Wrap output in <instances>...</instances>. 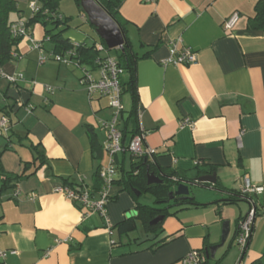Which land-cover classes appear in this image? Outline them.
<instances>
[{
	"label": "crops",
	"instance_id": "0c3cea01",
	"mask_svg": "<svg viewBox=\"0 0 264 264\" xmlns=\"http://www.w3.org/2000/svg\"><path fill=\"white\" fill-rule=\"evenodd\" d=\"M257 1L123 0L120 10L127 19V36L140 58L138 99L134 101L130 90L122 93L129 97L118 128L128 131L126 143L134 132L144 131V147L156 149L150 160L178 172L185 181L216 172L215 184L225 189L241 191L247 180L264 188V30L248 27ZM234 13L240 19L227 30L225 22ZM15 19L25 20L21 14ZM29 29L31 37L20 40L17 57L3 65L0 78V91L13 106L7 137L0 135V189L3 174L21 173L26 162H33L26 165L25 176L0 192V250L8 251L0 264H183L193 250L206 256L201 264L264 262V190L250 195L254 202L225 204L227 195L215 184H191L210 193L195 190L191 195L199 205L173 213L178 220L170 225L166 220L165 228L168 214L161 220L162 230L147 229L144 238L120 234L116 228L138 214L136 200L121 180L138 160L131 152L115 155L118 171L107 206L113 228L96 212L86 216L85 208L58 191L66 179L77 187L95 188L97 172L109 162L102 123L114 109L107 96L89 95L81 83L80 66L55 59L39 64L41 52L33 47V39L47 53H52L54 43L46 39L41 23ZM66 32L63 37L72 42L105 45L103 55L116 58L106 43L90 40L83 29ZM180 37L197 52V62L162 65L170 55V42ZM81 66L96 71L88 64ZM15 74L23 79L7 80ZM186 118L194 126L183 124ZM93 138L103 149L98 157ZM16 141L23 152L16 150ZM16 188L20 193L14 197ZM252 207L257 215L243 252L232 239ZM226 221L230 235L211 257L204 248L221 242Z\"/></svg>",
	"mask_w": 264,
	"mask_h": 264
},
{
	"label": "trees",
	"instance_id": "16d2710c",
	"mask_svg": "<svg viewBox=\"0 0 264 264\" xmlns=\"http://www.w3.org/2000/svg\"><path fill=\"white\" fill-rule=\"evenodd\" d=\"M107 13L118 23L121 27L124 36L125 43L123 50H119V55L116 57L121 67L124 69V74L121 76V86L122 93L124 91L130 90L133 94V99L137 102V91H136V63L140 58L132 49L131 42L127 36V19H125L121 13V6L123 0H96ZM39 10L34 12L29 21H25L27 26L30 27L36 23H41L44 26L46 39L54 43L53 54L64 55L67 51L71 49H76L78 53V60L82 64H88L91 67H96V60L100 56V51L96 48V42L92 44L72 42L70 39L63 37L65 31L69 28V18L64 16L59 11V6L61 0H37ZM82 11L80 0H76ZM83 12V11H82ZM13 13L20 15L21 9L19 8L18 0H0V78L3 77L1 74L2 67L8 61L14 59L13 53H15L17 46L23 36H16L12 32V25L20 20L13 17ZM17 17V16H16ZM91 26H93L91 24ZM94 27V26H93ZM248 27L254 30H264V0H258L254 14L248 19ZM95 29V27H94ZM102 43L105 44L103 39H100ZM108 49V48H107ZM110 51V50H108ZM126 74V77L124 78ZM0 120L3 116L10 119V112L12 104L9 103L10 97H8L6 92L0 91ZM136 110V108H134ZM134 110L132 113H134ZM123 112V110H122ZM121 112V114H122ZM140 130H137L132 134V137L137 134ZM127 130L122 131L123 141L127 134ZM37 147H34L36 149ZM103 151L102 147L97 144L96 140L93 138V153L95 157L101 155ZM125 151H129L125 147ZM130 152V151H129ZM3 151H0V160ZM132 154V153H131ZM133 155V154H132ZM134 161L131 171L124 173L121 180H125L124 189L128 190L136 200L137 217L126 218L116 225L117 231L120 234H127L136 228V218L143 221L146 229L149 231H161L162 221L157 224L151 225V222L159 215L166 217L170 213V208L175 207L176 210L173 213H177L183 208H188L190 206L199 205L195 198L189 193L188 196L175 195L172 197L170 193L174 191L181 182L187 180L181 177L176 171L168 170L165 168L158 167L156 161L150 160L151 157L143 156L141 158L133 155ZM33 164V162H26L24 170L21 173L14 175L3 174V184L0 192L10 188L13 181H18L23 176H25L26 165ZM118 169V168H117ZM100 170L97 172V185L92 190L83 185L77 187L75 184L70 182L68 179L65 180L64 185L69 186L77 191L82 189H88L91 192V196L96 197L98 193L104 186V181L100 177ZM153 172L159 175L163 179L162 183H148V172ZM126 177V178H125ZM116 183V177L114 178L113 185ZM215 188L222 190L226 194L222 203L233 204L240 200H246L249 202H254L250 195H244L241 191L234 189H225L219 183L214 185ZM133 189L139 191L140 193H150L156 199L155 202L165 205V207H153L149 204L141 203L138 196L133 193ZM172 197V198H171ZM112 199V197H111ZM206 251L209 249V245L204 248ZM254 264H264L261 260H257Z\"/></svg>",
	"mask_w": 264,
	"mask_h": 264
},
{
	"label": "built area",
	"instance_id": "2783aa9c",
	"mask_svg": "<svg viewBox=\"0 0 264 264\" xmlns=\"http://www.w3.org/2000/svg\"><path fill=\"white\" fill-rule=\"evenodd\" d=\"M34 12L39 10L38 5L32 6ZM240 16L238 13L231 15L225 22V28L232 30L238 23ZM29 27L24 20H18L12 25V32L16 36L31 37L29 34ZM34 48L39 49L41 54L39 62L45 63L51 59H55L62 63H75L82 69L81 83L85 85L90 96L98 94L101 96H107L110 106L114 109V114L109 120H105L102 123L103 129L106 131L107 138L104 142L103 149L107 153L109 162L106 166L101 168L100 177L104 181V186L96 197L91 196V192L88 189H82L77 191L66 185L57 187V190L63 192L70 200L77 202L81 207L86 209L85 215L88 216L92 213H98L104 220V223L108 228H113L110 223L108 214V203L111 200L109 195V189L113 185L114 178L117 175V164L115 155L125 150V147L136 157H154L156 149L145 148V133L139 131L133 137L130 138L128 143L123 141L122 131L118 128L119 117L123 110L122 105V86L121 76L124 74L123 67L120 66L118 60L112 56L103 55L106 50L105 45L98 43L96 48L100 51V56L96 60V71L89 70L87 67L81 66V62L78 60L77 50L71 49L64 55L47 53L40 42L34 40ZM78 44V43H76ZM14 57H17L16 53H13ZM197 52L190 46L185 45L183 38H178L170 42V55L167 59L162 61V65H191L197 62ZM1 74L4 76L3 72ZM7 80L11 83H16L20 79H23V75H7ZM48 90H51L48 88ZM9 119L3 116L0 120V135L8 131ZM183 124L194 126V122L190 118L184 119ZM264 190L262 186L251 184L248 180L241 192L244 195H251L254 193H261ZM20 193L19 188H16L13 196L16 197ZM257 215L256 208L252 207L249 212L240 221V229L236 237L238 247L244 252L251 240L253 234V227L255 218ZM13 252V251H12ZM14 253V252H13ZM8 251L0 250V263L6 258ZM206 260V256L200 250H193L188 253L181 261L183 264H201Z\"/></svg>",
	"mask_w": 264,
	"mask_h": 264
},
{
	"label": "water",
	"instance_id": "95a60500",
	"mask_svg": "<svg viewBox=\"0 0 264 264\" xmlns=\"http://www.w3.org/2000/svg\"><path fill=\"white\" fill-rule=\"evenodd\" d=\"M80 4L82 11L87 16L89 23L95 27L97 34L101 39L105 41L107 47L109 49L120 48L121 50H123L125 43L124 33L118 23L107 13V11L96 0H80ZM147 176L149 184L163 182V179H161L153 172L149 171ZM216 182V172H214L213 174L202 175L191 181L181 182L179 185H177L176 189L170 193V195L172 197H174L175 195L188 196L190 193L191 184H215ZM138 195H140V192H138ZM163 219L164 216L159 215L151 222V225L157 224ZM239 229L240 222L237 225L236 233L233 236V242L236 240ZM229 235L230 223L229 221H226L224 223L221 242L209 247V249L207 250L208 255L210 254L211 257H215L217 250L226 243Z\"/></svg>",
	"mask_w": 264,
	"mask_h": 264
},
{
	"label": "rangeland",
	"instance_id": "374dc122",
	"mask_svg": "<svg viewBox=\"0 0 264 264\" xmlns=\"http://www.w3.org/2000/svg\"><path fill=\"white\" fill-rule=\"evenodd\" d=\"M20 7H21V15L23 16V18L25 19V21H29V19L32 17L33 15V9L32 6L34 4L38 5L37 0H18ZM59 10L60 13L63 14L64 16L70 17L69 18V28L66 30L68 31H72L74 28H81L83 29L87 34L90 35V40L93 38L96 41H100V37L98 36L96 30L94 29L93 26H91V24L89 23L88 19L86 16H83V13L81 12L79 5L77 4L76 0H61L60 6H59ZM18 16V13L14 14L13 13V17ZM65 31V32H66ZM66 32V33H67ZM119 50L118 48L115 49H111L109 52H111L112 54L115 55V57H118L119 55ZM49 52V51H48ZM50 61H54L53 59L49 58L48 62ZM39 62V60H38ZM40 64V62H39ZM129 97V95L127 93L123 94L122 96V105L123 102H125V99H127ZM2 136L4 138H6L7 136H5V134H2ZM2 136H0V140L3 138ZM2 137V138H1ZM16 150H18L19 152L22 151L23 152V145L19 146L18 141H16ZM134 192L136 191L135 189H133ZM195 190H198V192L207 194L210 193L208 190V188H203L202 186H191L190 187V194L194 193ZM212 193H216L218 192V190H211ZM139 191H136L135 193L138 196L139 201L143 202L144 204H149L150 206L153 207H159V206H163L165 207V205H162L160 203L155 202V198L152 196V194L150 193H140V195H138ZM205 209V208H203ZM176 210L175 207H171L170 208V215L167 216V218L165 219V223H164V227L166 228L167 225H170L171 221L173 219H177L178 220V216L174 215L173 212ZM206 211V210H205ZM182 213V214H181ZM178 215V214H177ZM179 215L181 216H185L188 215V212H186V214L184 212H179ZM213 212L208 214V218L209 220H211L212 218ZM166 220H168V224L166 225ZM136 223H137V227L130 231V236H132V238L135 237H145L146 234L148 233V230L145 228L143 221H141L139 218L136 219ZM223 226H221V236H222V230ZM167 230V229H166ZM149 232H153L152 230ZM168 232V230H167ZM118 236V235H117Z\"/></svg>",
	"mask_w": 264,
	"mask_h": 264
}]
</instances>
